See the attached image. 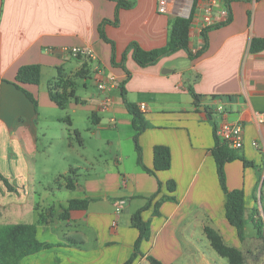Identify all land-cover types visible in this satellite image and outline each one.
<instances>
[{"label": "crops", "instance_id": "crops-1", "mask_svg": "<svg viewBox=\"0 0 264 264\" xmlns=\"http://www.w3.org/2000/svg\"><path fill=\"white\" fill-rule=\"evenodd\" d=\"M123 1L130 8L117 9L115 0H0V226L35 224L38 241L49 245L20 264H125L134 254L131 264H150V258L160 264H196V232L206 238L205 228L239 250L248 264L249 255L264 248L260 240L248 245L245 240L252 210L264 218V124L257 121L264 112V0L229 1V22L210 29L205 42L192 29L189 46L199 50L196 59L180 50L144 67L128 45L135 42L145 51L165 47L171 21L190 16L194 0H168L166 13L158 12L157 0ZM201 3L196 0L195 8ZM115 16L117 25L111 23ZM101 25L114 50L100 37ZM254 39L263 42L256 52L250 50ZM75 46L90 47L96 58H73L69 49ZM27 65L40 66L39 85L20 84L36 106L15 86L18 70ZM58 72L72 81L82 78L86 94L67 104L71 115L53 119L58 128L48 134L40 131L39 117L58 108L49 98V82ZM88 79L96 90H86ZM125 101L145 107L139 111L148 126L137 139L142 165L153 168V149L160 145L170 151L169 169L150 175L138 164ZM79 121L91 123L90 140L96 145L106 140L115 151L101 165L93 166L81 151L78 129L71 132ZM221 121L243 128L237 159L224 165L227 191L243 192V241L226 220V195L211 151ZM40 136L47 138L46 146H39ZM54 142L61 144L60 167H66L68 153L78 158L76 167L60 174L76 171L72 189L58 183L59 190L71 192L64 200L39 179L55 171ZM80 171L95 173L79 178ZM73 199L88 200L86 209L62 219ZM146 205L140 217L149 225L148 238L136 250L139 231L132 216ZM50 208L53 216L39 224L38 214Z\"/></svg>", "mask_w": 264, "mask_h": 264}, {"label": "trees", "instance_id": "trees-1", "mask_svg": "<svg viewBox=\"0 0 264 264\" xmlns=\"http://www.w3.org/2000/svg\"><path fill=\"white\" fill-rule=\"evenodd\" d=\"M229 1L224 0V5L228 9V18L222 23H218L214 26L208 27L202 33V38L205 42L206 33L213 28H217L225 25L230 20V11L228 8ZM117 9L130 8V4L123 0H115ZM195 2L190 13V16L187 18L183 17H174L170 24L169 30V41L168 44L163 48L153 49L149 51L142 50L137 43L131 42L128 45V49L132 50L133 58L140 66L144 67L150 64L155 63L160 59V57L168 54L175 53L180 50L187 52L188 57L191 60L196 59L200 52L199 50L195 53L192 52L189 46L190 41V27L193 18V13L195 9ZM117 16V14H116ZM113 22V25H117V18ZM105 22V21H104ZM103 22V23H104ZM100 37L111 44L112 50H114V44L109 41L103 32L102 25L99 28ZM263 47V42L257 39H254L251 43L250 50L252 52L259 51ZM85 68V66H84ZM83 69V68H82ZM79 73V72H78ZM77 73V74H78ZM80 74H78L79 76ZM41 80L40 66L39 65H27L21 67L15 78V86L21 89L26 98L36 106L35 99L27 92H25L20 84H29V85H39ZM191 97L194 102H198L199 96L192 90L189 89ZM49 98L52 103H54L59 109H64L68 103L72 100L77 101L75 97V87L74 83L70 78H66L62 74L56 76L49 82ZM125 108L129 114L132 115V126L135 130V135L133 136V141L137 151V161L142 169L150 174L155 175L158 171H165L169 169L171 163L170 151L165 146H155L153 149V168L147 169L142 165L141 154L138 146V136L143 132L148 124L144 119L142 113L139 111V108L132 103L125 101ZM77 137L78 133L75 132ZM215 134V131H214ZM212 156L216 165V172L219 180L220 187L226 195L225 202V217L228 223L235 228L237 236L240 240H244V228L245 220L243 218V213L245 209L244 196L243 192L240 190L227 191L225 187V175H224V165L228 162L237 159L238 154L235 150L229 148L226 144L219 141L215 135V143L212 148ZM61 179H64L66 182V187L72 189L75 186L76 181V171L70 170L67 176H61ZM171 189V186H170ZM155 197L152 196L150 200ZM88 200H69L67 206L63 208L61 214L62 219H66L69 212L72 210H84L86 209ZM147 207V205L137 211L132 216L133 225L139 231V236L135 244L137 247L142 239L148 238L149 225L147 222L141 220L140 214ZM53 216V209H47L41 211L38 214V223L46 224L48 223V218ZM250 222L252 223L253 229L255 231V237L257 240H260L264 243V218H262L257 209L252 210ZM204 233L207 240L209 241L210 247L222 258L226 259L228 264H243L244 256L243 254L232 246H228L223 241L222 237L210 228H205ZM49 245L38 241L36 236V225L35 224H10L0 226V264H20V262L42 249L48 248ZM135 254L125 263L131 264ZM150 264H160L156 260L150 258Z\"/></svg>", "mask_w": 264, "mask_h": 264}, {"label": "rangeland", "instance_id": "rangeland-1", "mask_svg": "<svg viewBox=\"0 0 264 264\" xmlns=\"http://www.w3.org/2000/svg\"><path fill=\"white\" fill-rule=\"evenodd\" d=\"M47 78V74L46 76L44 75V80ZM83 79L80 77H75L73 79L74 82V87H75V96H83L84 94H86L84 87H83ZM86 90L88 92H92L94 90H96L94 82L92 79H88L87 80V87ZM42 113L40 114V119H39V129L40 131L45 129L48 134L50 132H53L56 127L58 128L57 123L53 120L56 119V117L58 115H61L64 118H67V115L70 114V111H68V109H52L51 111H41ZM67 123V122H66ZM93 125V124H92ZM68 126V124H67ZM47 127V128H46ZM69 127V126H68ZM76 128L78 129V132L80 133V137L81 139L84 140V147L81 151L85 154V156H87L89 159H93L94 161L93 166H97V165H101L103 163V161L107 160L108 158H111L115 151L113 150V148H111V146L107 145V141L103 140L101 142H99L98 145H96L92 140H90L89 137H91V123H84V122H77L76 124H74L73 128H71V132H73V129ZM42 132V131H41ZM72 134V133H71ZM109 134V133H108ZM72 140L71 142L73 143V145L76 148H79V144L78 141H76L74 139V135L72 134ZM105 138V136H104ZM106 139V138H105ZM68 139L64 140V144L68 143ZM47 138H42L40 136V141H39V146H46L47 144ZM63 143V142H62ZM132 148V147H131ZM130 149V146H129ZM59 150H61V144L58 142H54L53 148H52V159L54 160V163L52 162L51 165L55 166V171H50L46 174H39V179L42 182L43 185H48V183H50V186L54 188V194L55 197L57 199L60 200H64L66 197H68V194H70L71 192L69 190H59L58 189V183L59 182H64V179H61V175L64 171V169H67L66 167L68 166H72V167H76L77 163L76 161L78 160L77 156H75L74 153H68V157L66 160V164H65V168L64 167H60V162L62 163V161H60L61 157H59ZM128 152V146L125 148H123V153H127ZM99 154V156H98ZM59 164V165H58ZM97 171H100V166H98ZM69 173V172H68ZM91 174L93 175L95 172H91V171H80L79 174V178L80 177H84L85 174ZM60 176V177H59ZM48 204H50V202H48ZM46 204L45 206L47 207ZM32 217H34V215H32ZM30 219V216L27 215L26 218H24V220ZM246 244L248 245V243H252V241H256V237H255V232L254 229L252 228L251 224L248 223V226L246 227ZM246 245V246H247ZM264 247V246H263ZM248 250V248H247ZM200 257H202V259L200 260ZM196 264H228L227 260L218 256L214 250L209 246L206 238L202 235H200V233L196 232ZM248 264H264V248H263V252H253L251 255H249L248 257Z\"/></svg>", "mask_w": 264, "mask_h": 264}, {"label": "built area", "instance_id": "built-area-1", "mask_svg": "<svg viewBox=\"0 0 264 264\" xmlns=\"http://www.w3.org/2000/svg\"><path fill=\"white\" fill-rule=\"evenodd\" d=\"M158 12L166 13L168 10V0H157ZM196 12L192 18L189 36L192 31L202 37V33L208 27L226 21L228 18V9L224 5V0H202L201 4L196 5ZM189 17V16H188ZM193 29V30H192ZM198 50H192L193 53ZM73 58L95 59L96 55L88 46H75L69 49ZM98 88L102 90L104 84H98ZM144 106H139V110H144ZM222 107H218L216 112L222 113ZM257 121L264 124V112L257 114ZM215 135L222 143L226 144L233 150H240L243 147V128L240 123H229L221 121L216 125Z\"/></svg>", "mask_w": 264, "mask_h": 264}, {"label": "water", "instance_id": "water-1", "mask_svg": "<svg viewBox=\"0 0 264 264\" xmlns=\"http://www.w3.org/2000/svg\"><path fill=\"white\" fill-rule=\"evenodd\" d=\"M180 17L187 18L188 17V14H186V15H180ZM201 110H202V108H201Z\"/></svg>", "mask_w": 264, "mask_h": 264}]
</instances>
